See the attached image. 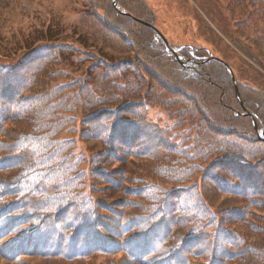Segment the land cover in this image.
I'll return each mask as SVG.
<instances>
[{
    "label": "trees",
    "instance_id": "16d2710c",
    "mask_svg": "<svg viewBox=\"0 0 264 264\" xmlns=\"http://www.w3.org/2000/svg\"><path fill=\"white\" fill-rule=\"evenodd\" d=\"M16 1L0 0V11ZM94 1L96 32L86 31V41L108 45L121 35L123 50L134 54L119 62L102 53L87 57L93 70H104L97 83L58 84L51 48L12 70L0 68V145L14 153L0 159V173L13 178L0 182V264H264V138L254 126L264 130V91L237 73L235 81L219 61L205 63V48H196L197 62L182 66L154 31L116 12L141 29L127 38L129 24L106 23L99 15L106 2ZM237 1L233 43L264 72V0ZM136 2L120 0L136 19L155 24ZM248 8L254 12L246 15ZM131 68L133 80L124 72ZM20 73L22 80L13 81ZM155 108L170 118L155 120ZM28 122L30 134L23 133ZM79 145L90 158L78 155ZM13 159L19 163L9 164ZM116 166L122 181L110 171ZM30 188L48 194L22 213H36V224L20 226L10 239L18 221L11 214L22 211L25 194L15 192ZM68 189L62 198L71 205L58 211L57 226L70 212V230L57 227V250L49 255L36 246L22 249L30 262L22 254L11 258L12 244L35 242L26 227H35L31 236L47 230L49 209Z\"/></svg>",
    "mask_w": 264,
    "mask_h": 264
},
{
    "label": "rangeland",
    "instance_id": "374dc122",
    "mask_svg": "<svg viewBox=\"0 0 264 264\" xmlns=\"http://www.w3.org/2000/svg\"><path fill=\"white\" fill-rule=\"evenodd\" d=\"M104 1L106 2V7L102 8L99 15L108 17L106 23L110 25H114V23H117V25L124 22L128 23L129 25H127L124 30V34L127 38L133 37V33H141V29L133 26L129 20L117 17L119 14H117V11H115L116 9L114 10V7L111 6V4L115 3L117 0ZM136 1V4H143V8H147V15L154 21L155 26L159 28L165 37L168 38L172 46L177 49V52H180L182 47H191L193 49L205 48L208 52L210 51L208 55H214L229 62L232 68L236 70L238 79L245 85L264 91V72L250 62L249 58L235 46V43H233L234 37L232 39V34L240 31V29L236 27L237 23H235L239 18L233 17V12L238 5L237 0ZM15 3L17 4L9 11H0V68H9L12 70L10 67H14L19 62L27 61L29 58L40 56L41 53L51 51L57 54L58 58L57 64L59 66L56 65L57 67L54 69L57 70L58 73L54 74L55 77L58 78V84H70L75 83L76 80H83L93 85L98 82V76L104 70H93L91 68L93 62L86 61L85 63L87 57L88 59H93L102 53L105 57H111L115 62H119L123 58L130 59L134 55L132 51L129 50H126V54H128L126 57H123L121 54H116L126 52L123 50V45H127V42L121 35L117 37L118 42L109 39L111 41H109L108 45H105V43L101 41H98L97 44L94 43L97 47L86 41V31L92 32L93 34L96 32V28L90 30L96 25V17L94 18L91 13L95 11L93 6L97 4L94 0H17ZM4 7L7 8L6 3ZM246 11V15L254 12L252 8H248ZM97 20L100 24L101 22H105L98 18ZM77 33L79 34L77 35ZM79 39L86 42L87 46L79 41ZM244 40L245 39L241 41ZM89 46H94L96 49L94 50V52H96L95 55L91 54L90 56V53H93V49ZM48 48L51 49L47 51ZM124 72L125 76L127 74L126 77H131L132 80L135 79L137 75L134 68H131V70L125 69ZM22 77L23 75L21 74L14 76L12 79L13 81L19 80V78L22 80ZM151 117L155 120H159L160 117L165 120L170 118L166 111L159 108L154 111V113L151 112ZM28 124L29 125L26 126L23 133L30 134L34 131V124H32V122H28ZM1 141L2 143L5 142L3 139H1ZM82 147L83 145L80 146L78 155L81 153L82 156L85 155L90 158V156L85 153L84 147ZM10 155L14 158V153L10 152L7 154L3 152L0 145V159L8 158ZM18 163V160L14 159L9 162V164L13 165ZM121 169L122 168L118 166L114 171H110L112 173L116 170L120 172ZM5 175L6 174L0 173V182L13 179H7ZM114 177L119 181L123 180V177H121L119 173H114ZM69 189L68 192L65 193L58 192V197L62 198L63 194H71ZM30 190H32V188L28 190L18 189L15 192L19 195L23 194V192H25V194L20 203V205H23L22 211L11 214L17 217L18 221L16 224L10 225V230L6 234L10 239L13 238L16 230L20 229V226L26 223L30 225L36 224V222H34L35 219L38 218L36 213L33 214L35 218L32 219L28 214L24 216L22 213L31 210L27 208L30 205L28 204L29 202L43 198L48 194V192H45L42 188L37 189L40 192L34 195L33 193H29ZM62 199L63 201L58 202L53 211L49 209L47 214L49 215L47 232L40 235V238L43 240H47L49 237L51 238L49 243L50 246H53L48 248L49 251H56L57 245L60 242L58 238L59 234L56 232L57 227L64 228L63 225L71 220H69L72 216L70 212L65 213L63 215L64 218L60 219L63 222L57 226L58 211L71 205V203L64 201V198ZM42 206L48 208L47 205ZM263 209L264 207L261 210ZM130 211L135 215L141 212L136 209ZM67 226L70 230V226L68 224ZM26 228L31 232L28 237L35 240V242L36 240L38 241L37 234L31 236L35 233V227L29 226ZM67 237H69V235ZM29 241L30 240H28V242ZM14 244H12V253L10 257L14 258L22 254L26 256V261L30 262L29 255H27L25 250H22L23 248L25 249L27 245L15 247ZM28 246H31V244L29 243ZM62 247L64 246H60V248ZM34 251L37 252V250ZM43 262L46 263L47 261L42 259V263Z\"/></svg>",
    "mask_w": 264,
    "mask_h": 264
},
{
    "label": "water",
    "instance_id": "95a60500",
    "mask_svg": "<svg viewBox=\"0 0 264 264\" xmlns=\"http://www.w3.org/2000/svg\"><path fill=\"white\" fill-rule=\"evenodd\" d=\"M115 6H116V8H117L122 14L129 16L128 14H126L125 12H123V11L119 8V5H118V4H115ZM147 26L150 27V28H152V29H154V31H155V32L160 36V38H162L163 41L166 43L167 47L170 48V44H169L167 38H165V37L163 36V34H162V33H161L156 27L151 26V25H148V24H147ZM173 52H174V53L176 54V56H177V53H176L174 50H173ZM217 60H218V61H221V60H219V59H217ZM221 62H223V61H221ZM223 63H225V62H223ZM225 64H226V63H225ZM226 65H227V68L230 69L229 65H228V64H226ZM230 70L232 71V69H230ZM232 76L234 77L233 71H232Z\"/></svg>",
    "mask_w": 264,
    "mask_h": 264
}]
</instances>
